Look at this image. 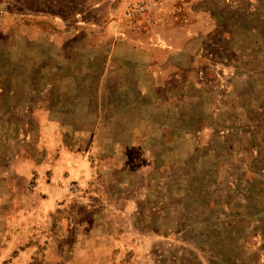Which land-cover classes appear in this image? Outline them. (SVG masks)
<instances>
[{"label": "rangeland", "instance_id": "374dc122", "mask_svg": "<svg viewBox=\"0 0 264 264\" xmlns=\"http://www.w3.org/2000/svg\"><path fill=\"white\" fill-rule=\"evenodd\" d=\"M0 264H264V0H0Z\"/></svg>", "mask_w": 264, "mask_h": 264}, {"label": "crops", "instance_id": "0c3cea01", "mask_svg": "<svg viewBox=\"0 0 264 264\" xmlns=\"http://www.w3.org/2000/svg\"><path fill=\"white\" fill-rule=\"evenodd\" d=\"M40 121V127H43V130H58L59 128V125H57L56 123L42 120ZM55 144L56 146H52L49 151L45 146V149L47 151L44 153V155H41L36 168L40 177H42V174L45 175L46 173H48L51 182L53 183L61 174V178L64 179V182L66 183L75 176V172L77 170V168H75V165L78 161H80L79 158L81 157L76 153L69 152L64 147H59L58 143ZM42 149H44V147ZM52 183H50L49 185L46 183V185H48L49 188H52L54 187ZM46 188L48 187L46 186Z\"/></svg>", "mask_w": 264, "mask_h": 264}]
</instances>
